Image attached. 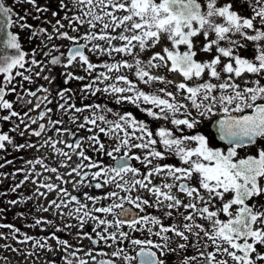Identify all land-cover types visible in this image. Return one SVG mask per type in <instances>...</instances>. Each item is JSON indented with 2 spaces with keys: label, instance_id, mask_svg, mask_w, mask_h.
Masks as SVG:
<instances>
[{
  "label": "snow or ice",
  "instance_id": "obj_1",
  "mask_svg": "<svg viewBox=\"0 0 264 264\" xmlns=\"http://www.w3.org/2000/svg\"><path fill=\"white\" fill-rule=\"evenodd\" d=\"M0 161V264H264V0H0Z\"/></svg>",
  "mask_w": 264,
  "mask_h": 264
},
{
  "label": "flooded vegetation",
  "instance_id": "obj_2",
  "mask_svg": "<svg viewBox=\"0 0 264 264\" xmlns=\"http://www.w3.org/2000/svg\"><path fill=\"white\" fill-rule=\"evenodd\" d=\"M12 154L16 155V153H12ZM0 162H2V161H0ZM9 168H10V166H5V168L4 169H0V171L9 170ZM7 183L8 182L6 181L5 183L0 184V188L5 187L7 185ZM15 211H16L15 209L9 208L6 216L5 215H0V217L2 218V221L16 223L18 226H20L21 225V218L15 216ZM11 215L13 216V218H11ZM45 215H47V214L45 213ZM25 230H27L29 232L32 231V229H25ZM0 231H8V229H2V230L0 229Z\"/></svg>",
  "mask_w": 264,
  "mask_h": 264
},
{
  "label": "rangeland",
  "instance_id": "obj_3",
  "mask_svg": "<svg viewBox=\"0 0 264 264\" xmlns=\"http://www.w3.org/2000/svg\"><path fill=\"white\" fill-rule=\"evenodd\" d=\"M11 218H13V216L11 215ZM0 220H2V218L0 217ZM2 230V229H1ZM0 242H2V240H0ZM0 251H2V250H0ZM9 255H11L10 253H9Z\"/></svg>",
  "mask_w": 264,
  "mask_h": 264
}]
</instances>
